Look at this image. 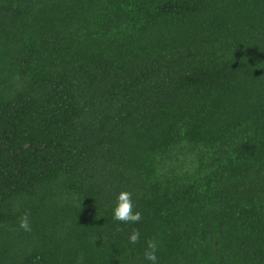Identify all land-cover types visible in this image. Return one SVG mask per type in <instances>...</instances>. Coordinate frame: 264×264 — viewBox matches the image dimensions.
Returning <instances> with one entry per match:
<instances>
[{"label":"trees","instance_id":"16d2710c","mask_svg":"<svg viewBox=\"0 0 264 264\" xmlns=\"http://www.w3.org/2000/svg\"><path fill=\"white\" fill-rule=\"evenodd\" d=\"M149 239L264 264V0H0V264H151Z\"/></svg>","mask_w":264,"mask_h":264},{"label":"clouds","instance_id":"9594fccd","mask_svg":"<svg viewBox=\"0 0 264 264\" xmlns=\"http://www.w3.org/2000/svg\"><path fill=\"white\" fill-rule=\"evenodd\" d=\"M113 219L117 222L128 224V223H139L142 220V213L136 210L135 203L133 201V193L128 190H122L117 196V203L113 210ZM19 229L26 232L31 231L30 214L25 212L19 217ZM122 231V229H117ZM139 229H133L128 239L129 243L137 244L140 241ZM158 242L155 239H149L146 242V248L144 250L145 260L151 262V264H158L157 258Z\"/></svg>","mask_w":264,"mask_h":264}]
</instances>
